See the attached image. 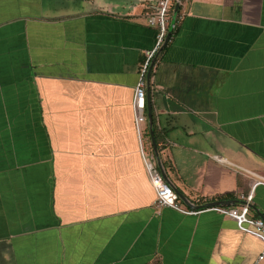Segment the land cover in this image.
Listing matches in <instances>:
<instances>
[{
  "label": "crops",
  "instance_id": "obj_1",
  "mask_svg": "<svg viewBox=\"0 0 264 264\" xmlns=\"http://www.w3.org/2000/svg\"><path fill=\"white\" fill-rule=\"evenodd\" d=\"M157 2L0 0V264H256L262 241L203 210L252 194L264 216V0L174 7L137 125ZM152 131L200 213L157 207Z\"/></svg>",
  "mask_w": 264,
  "mask_h": 264
},
{
  "label": "built area",
  "instance_id": "obj_2",
  "mask_svg": "<svg viewBox=\"0 0 264 264\" xmlns=\"http://www.w3.org/2000/svg\"><path fill=\"white\" fill-rule=\"evenodd\" d=\"M177 0H158L156 7L148 15L149 24L157 28L156 44L154 48L146 52V60L142 66L140 78L135 87V94L133 100V110L137 125L144 119L146 111V79L150 71L151 62L157 53L164 45L166 36L169 30L170 9L175 5ZM145 166L150 177L151 183L156 191V205L157 207L172 208L185 215H196L200 213L196 210L188 208L180 199L176 191L170 186L162 176L161 171L156 167L155 162L146 158L143 152ZM240 199L244 202L239 207H211L203 211H215L222 215L233 218L239 229L245 233L251 234L259 238L263 243V250L257 259L256 264L264 260V220L250 215V203L253 201V195H241Z\"/></svg>",
  "mask_w": 264,
  "mask_h": 264
},
{
  "label": "water",
  "instance_id": "obj_3",
  "mask_svg": "<svg viewBox=\"0 0 264 264\" xmlns=\"http://www.w3.org/2000/svg\"><path fill=\"white\" fill-rule=\"evenodd\" d=\"M182 2V0H177V2H176V5H175V13H177L178 12V10H179V8H180V3ZM169 39H170V34H168L167 36H166V39H165V42H164V45L162 46V49H164V47L166 46V44L168 43V41H169ZM161 49V50H162ZM160 50V51H161ZM159 51V52H160ZM158 52V53H159ZM157 53V54H158ZM153 63H154V60H153V62H152V65H151V67H150V71H149V73H148V75H147V82H148V84H147V91H146V109H147V113H148V117H149V120H150V124H151V126H152V120H153V117H152V102H151V90H150V77H151V71H152V68H153ZM151 134H152V140H153V144H154V148H155V154H156V158H157V161H158V166H159V169H160V171H161V173H162V176H163V178L165 179V181L171 186L172 184H171V182L169 181V179H168V177H167V175H166V173H165V171H164V168L162 167V164H161V161H160V158H159V154H158V152H157V145H156V141H155V138H154V133H153V131L151 132ZM173 188V187H172ZM174 189V188H173ZM175 190V189H174ZM176 191V193L179 195V197H180V199L183 201V202H185L186 204L187 203H189L188 202V200H187V198H185V196L183 195V194H181L178 190H175ZM226 203L227 202H218V203H215V204H212L210 207H216V206H226ZM260 218L262 219V220H264V216L263 215H261L260 214Z\"/></svg>",
  "mask_w": 264,
  "mask_h": 264
},
{
  "label": "trees",
  "instance_id": "obj_4",
  "mask_svg": "<svg viewBox=\"0 0 264 264\" xmlns=\"http://www.w3.org/2000/svg\"><path fill=\"white\" fill-rule=\"evenodd\" d=\"M174 7H175V5L170 9V12H169V13H171V12L173 11ZM168 34H169V30H168ZM153 59H154V57H153ZM144 63H145V62H144ZM141 69H142V68H141Z\"/></svg>",
  "mask_w": 264,
  "mask_h": 264
}]
</instances>
